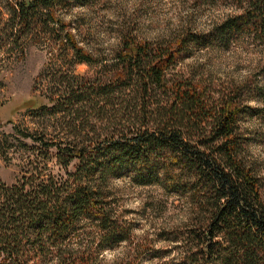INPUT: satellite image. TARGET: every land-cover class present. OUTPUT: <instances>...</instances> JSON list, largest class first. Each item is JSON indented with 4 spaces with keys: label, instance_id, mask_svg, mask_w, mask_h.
<instances>
[{
    "label": "trees",
    "instance_id": "16d2710c",
    "mask_svg": "<svg viewBox=\"0 0 264 264\" xmlns=\"http://www.w3.org/2000/svg\"><path fill=\"white\" fill-rule=\"evenodd\" d=\"M233 1L237 12L204 31L178 26L150 40L120 29L115 49L102 56L83 44L89 34L74 30L82 15L73 27L61 16L93 0H0L2 55L47 34L59 58L94 70L84 78L60 64L46 101L35 93L12 108L31 112L34 124H13V133L47 153L54 147L66 176L42 177L35 165L23 181L0 179V264H142L134 248L111 260L103 255L130 238L109 198L111 179L125 175L162 184L189 204L181 254L165 264H264V183L238 127L245 115L264 123V81L255 77L264 79V0ZM243 39L261 52L251 80L210 92L200 77L176 70L194 48ZM45 115L66 124L59 135L40 122ZM13 133L2 131L0 145Z\"/></svg>",
    "mask_w": 264,
    "mask_h": 264
},
{
    "label": "rangeland",
    "instance_id": "374dc122",
    "mask_svg": "<svg viewBox=\"0 0 264 264\" xmlns=\"http://www.w3.org/2000/svg\"><path fill=\"white\" fill-rule=\"evenodd\" d=\"M93 1V6L74 5L71 12L61 13V16L73 27L77 14L82 15L83 24L80 22V26L86 35L79 27L74 26V30L79 36L89 34L83 44L96 53L101 52L102 56L115 49L120 29H135L138 36L156 40L167 37L178 26H187L194 31L207 30L214 22L238 10L233 0ZM50 42L47 34H32L22 43L23 52L17 49L11 54L0 53V133H13V124L21 128L34 127L31 112L24 107L13 112L12 108L35 93H40L46 101L50 87L55 86L50 76L60 64L77 76L86 78L93 75V68L86 63L70 66L67 59L59 58L58 51L50 46ZM248 42L243 39L226 47L194 48L181 58L176 70L200 77L202 84L214 92L231 82L251 80L259 69L256 64L261 52L254 47H246ZM53 52L56 55L53 56ZM40 73L42 77L37 78ZM255 77L258 82L264 81L262 73H256ZM255 102L249 100L248 103L253 105ZM56 118L45 115L40 117V122L59 135L60 127L66 124L57 123ZM238 127L244 138L247 162L264 183V123L253 115H245L239 120ZM21 140L28 145H23ZM0 150H5V154L0 153V179L6 184L23 181V176H29L30 172L35 174L36 169H32L35 165H38L42 177L51 175L60 179L66 176L64 168L51 153L56 150L54 147L47 153L37 141L13 133L9 134L6 143L0 145ZM73 163L68 169H73ZM111 186L113 193L109 198H115L113 206L121 222L130 227V238L113 249L104 250L106 259L121 257L128 249L132 252V248L142 264H165L179 256L181 243L190 226L186 221L190 215L185 199H179L177 192L167 191L162 184H135L127 175L112 178ZM80 237L85 236L81 234Z\"/></svg>",
    "mask_w": 264,
    "mask_h": 264
}]
</instances>
